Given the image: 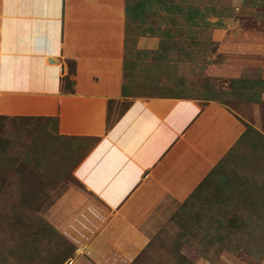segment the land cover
Here are the masks:
<instances>
[{
    "label": "crops",
    "instance_id": "0c3cea01",
    "mask_svg": "<svg viewBox=\"0 0 264 264\" xmlns=\"http://www.w3.org/2000/svg\"><path fill=\"white\" fill-rule=\"evenodd\" d=\"M124 51V0H0V115L56 121L51 169L88 150L52 197L75 249L66 264H135L156 211L184 201L243 133L223 106L188 98L132 99L111 118L126 100Z\"/></svg>",
    "mask_w": 264,
    "mask_h": 264
},
{
    "label": "rangeland",
    "instance_id": "374dc122",
    "mask_svg": "<svg viewBox=\"0 0 264 264\" xmlns=\"http://www.w3.org/2000/svg\"><path fill=\"white\" fill-rule=\"evenodd\" d=\"M124 22L126 100L111 118L132 99L188 98L238 119L231 149L251 130L184 201L157 209L135 264H264V0H124ZM30 122L0 115V264H66L73 247L39 214L66 167L39 166Z\"/></svg>",
    "mask_w": 264,
    "mask_h": 264
},
{
    "label": "trees",
    "instance_id": "16d2710c",
    "mask_svg": "<svg viewBox=\"0 0 264 264\" xmlns=\"http://www.w3.org/2000/svg\"><path fill=\"white\" fill-rule=\"evenodd\" d=\"M66 88H68L69 90H72V87H73V83L67 79L66 80ZM257 86H264V82H257L256 83ZM3 118H9V117H5V116H2ZM15 121L17 120H28V121H31L30 123L32 125H30V132L32 131H35L33 132L34 133V136H35V140L33 141L32 143V147L35 151V156L37 158V162L39 164V166L41 165V163L43 164L44 163V166L46 169H50L49 167V162L46 164V155H47V152H48V145L45 144V140H47L48 138L50 137H54L55 134L53 132V127L55 126L54 124H56V121L54 120H48V119H36V118H19V117H14ZM251 132L250 129H247L244 134L242 135L241 139H239L240 142L246 140L247 136L249 135V133ZM237 142L240 143V142ZM43 142V143H42ZM236 144V145H237ZM235 145V146H236ZM234 146V147H235ZM234 147L230 150V152L234 149ZM88 150L86 149L84 152L81 151L77 154H75L73 156V160L71 161V165L70 168L68 167L67 164L59 161L57 163V166L56 168H60L62 166H65V170L63 171L62 174L64 173H68L69 170L72 169L73 166H75L82 158L83 156L85 155V153L87 152ZM65 176V174H64ZM200 187V186H199ZM198 190V189H197ZM196 190V191H197ZM195 191V192H196ZM194 192V193H195ZM53 193L54 191L51 193V195L47 198V200L45 201V203L42 205L40 211H39V214L40 216L42 217V219L55 231L57 232L61 237H63L67 242L68 240L63 236L61 235V233L59 232L58 230V227L57 225L53 222V213H54V209H53ZM193 193V195H194ZM69 243V242H68ZM71 245V243H69ZM71 247H73V245H71ZM73 250L75 251L74 247H73Z\"/></svg>",
    "mask_w": 264,
    "mask_h": 264
}]
</instances>
